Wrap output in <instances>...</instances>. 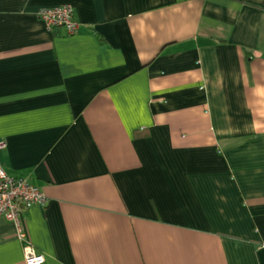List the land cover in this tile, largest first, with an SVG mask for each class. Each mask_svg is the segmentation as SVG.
I'll use <instances>...</instances> for the list:
<instances>
[{"label": "crops", "instance_id": "crops-1", "mask_svg": "<svg viewBox=\"0 0 264 264\" xmlns=\"http://www.w3.org/2000/svg\"><path fill=\"white\" fill-rule=\"evenodd\" d=\"M0 141L43 264H264V0H0Z\"/></svg>", "mask_w": 264, "mask_h": 264}, {"label": "built area", "instance_id": "built-area-1", "mask_svg": "<svg viewBox=\"0 0 264 264\" xmlns=\"http://www.w3.org/2000/svg\"><path fill=\"white\" fill-rule=\"evenodd\" d=\"M37 17L48 30L59 27L68 35L75 33L80 26L70 4L42 7L37 11ZM46 203L47 197L38 186L25 177L10 175L0 165V218L13 222L17 228L18 238L25 241L23 245L25 264H43L45 259L44 255L27 240L22 225L23 212L34 204Z\"/></svg>", "mask_w": 264, "mask_h": 264}]
</instances>
